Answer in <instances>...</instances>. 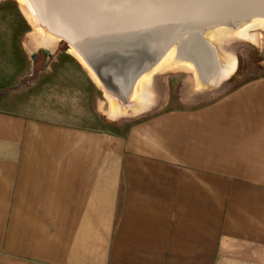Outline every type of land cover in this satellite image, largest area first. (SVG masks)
Returning a JSON list of instances; mask_svg holds the SVG:
<instances>
[{
	"label": "crops",
	"instance_id": "obj_1",
	"mask_svg": "<svg viewBox=\"0 0 264 264\" xmlns=\"http://www.w3.org/2000/svg\"><path fill=\"white\" fill-rule=\"evenodd\" d=\"M28 72L0 48V264H264V78L120 136L22 114Z\"/></svg>",
	"mask_w": 264,
	"mask_h": 264
},
{
	"label": "water",
	"instance_id": "obj_2",
	"mask_svg": "<svg viewBox=\"0 0 264 264\" xmlns=\"http://www.w3.org/2000/svg\"><path fill=\"white\" fill-rule=\"evenodd\" d=\"M29 1L39 25L57 47L64 44L68 55L76 53L102 95L126 92L178 43L181 54L199 63L193 47L203 34L264 21V0Z\"/></svg>",
	"mask_w": 264,
	"mask_h": 264
},
{
	"label": "rangeland",
	"instance_id": "obj_3",
	"mask_svg": "<svg viewBox=\"0 0 264 264\" xmlns=\"http://www.w3.org/2000/svg\"><path fill=\"white\" fill-rule=\"evenodd\" d=\"M15 0H0V48L4 61L10 67L21 66L23 73L31 54L28 49L32 29L18 10ZM263 47L238 43L232 48L236 70L220 87L233 88L264 78V32H260ZM154 91L157 103L142 115L107 121L99 111L105 103L101 92L89 81L75 59L59 44L54 52H34L32 69L16 89L22 114L46 122L96 130L124 136L128 128L159 111L192 107L210 100L217 89L208 93H191L187 73H168L156 77Z\"/></svg>",
	"mask_w": 264,
	"mask_h": 264
},
{
	"label": "bare ground",
	"instance_id": "obj_4",
	"mask_svg": "<svg viewBox=\"0 0 264 264\" xmlns=\"http://www.w3.org/2000/svg\"><path fill=\"white\" fill-rule=\"evenodd\" d=\"M18 8L30 25L32 32L28 49L31 53L38 50L54 52L57 40L46 32L38 22L35 10L29 0H15ZM260 32H264L263 20H252L241 24L219 27L203 34L194 42L199 63L179 52L182 44L171 48L150 71L142 75L126 92L121 95L104 93L105 100L99 104V111L109 121L133 118L144 114L157 103L154 91L156 77L168 73H187L191 93H208L220 87L236 70V59L232 48L238 43H249L263 47ZM182 48V47H181ZM69 55L85 68L81 59L73 51ZM97 85L96 81L90 77ZM98 86V85H97Z\"/></svg>",
	"mask_w": 264,
	"mask_h": 264
},
{
	"label": "trees",
	"instance_id": "obj_5",
	"mask_svg": "<svg viewBox=\"0 0 264 264\" xmlns=\"http://www.w3.org/2000/svg\"><path fill=\"white\" fill-rule=\"evenodd\" d=\"M64 46V49H66V46L64 44H62Z\"/></svg>",
	"mask_w": 264,
	"mask_h": 264
}]
</instances>
